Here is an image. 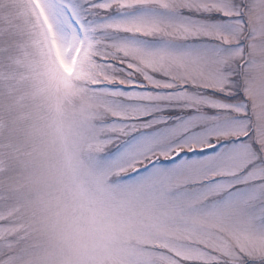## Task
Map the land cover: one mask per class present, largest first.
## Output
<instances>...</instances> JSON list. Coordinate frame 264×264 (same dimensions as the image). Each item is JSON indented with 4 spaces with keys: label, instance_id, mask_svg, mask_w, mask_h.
<instances>
[{
    "label": "snow or ice",
    "instance_id": "obj_1",
    "mask_svg": "<svg viewBox=\"0 0 264 264\" xmlns=\"http://www.w3.org/2000/svg\"><path fill=\"white\" fill-rule=\"evenodd\" d=\"M0 264H264V0H0Z\"/></svg>",
    "mask_w": 264,
    "mask_h": 264
}]
</instances>
